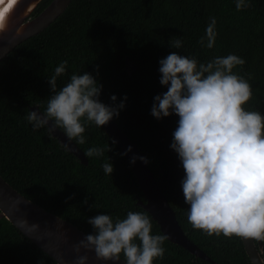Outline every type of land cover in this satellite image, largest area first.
<instances>
[{
    "label": "trees",
    "instance_id": "trees-1",
    "mask_svg": "<svg viewBox=\"0 0 264 264\" xmlns=\"http://www.w3.org/2000/svg\"><path fill=\"white\" fill-rule=\"evenodd\" d=\"M52 1L43 0L32 17ZM210 16L217 19L213 49L199 43ZM174 37L182 39L180 49L169 46ZM170 52L194 56L198 62L229 53L242 57L245 64L233 71L253 90L244 107L264 114V0H251L241 11L233 0H72L51 25L0 62V175L26 198L86 234L93 231L89 218L105 213L122 219L128 211L145 212L152 233L163 234L138 205L146 198L132 164L103 127L87 122L85 143L72 139L84 153L93 146L105 149L100 157H86L84 164L47 128L33 131L28 123L26 115L32 107L41 112L46 108L52 94L48 77L67 61L65 74L57 77V89L73 73L88 72L102 86L103 103L111 104L112 95L117 103L127 97L113 120L146 156L188 238L212 260L198 258L166 239L164 258L153 264H252L241 238L209 237L187 220L180 188L184 171L170 149L178 117L157 120L150 114L153 97L167 90L159 83L158 61ZM127 57L137 65L133 74L126 69ZM106 162L113 165L111 175L103 171ZM0 264L57 262L0 212Z\"/></svg>",
    "mask_w": 264,
    "mask_h": 264
},
{
    "label": "clouds",
    "instance_id": "clouds-1",
    "mask_svg": "<svg viewBox=\"0 0 264 264\" xmlns=\"http://www.w3.org/2000/svg\"><path fill=\"white\" fill-rule=\"evenodd\" d=\"M233 2L237 11L251 4V0ZM216 26V17L210 16L199 40L202 47H215ZM4 27L0 18V31ZM182 43L174 37L169 46L180 49ZM158 63L159 83L167 90L153 97L150 114L157 120L178 117L170 149L184 171L180 188L188 222L209 237L264 241V114L244 107L253 96L252 86L233 70L245 60L229 53L198 62L194 56L170 52ZM66 65L62 61L48 77L52 94L45 110L28 111L26 119L33 131L47 128L54 133L62 128L69 140L84 144L85 124L98 128L108 124L118 117L127 97L117 103L112 95L111 104L103 103L102 86L88 72L73 73L57 89V77L65 74ZM104 150L93 146L84 155L100 157ZM140 159L147 163L146 158ZM102 168L105 174L114 171L111 162ZM87 222L93 231L75 247L77 254L81 249L94 251L98 260L112 264L121 259L124 264H153L164 258L167 237L152 233L145 212L128 211L122 219L99 213ZM87 262V255H78L75 264Z\"/></svg>",
    "mask_w": 264,
    "mask_h": 264
},
{
    "label": "water",
    "instance_id": "water-1",
    "mask_svg": "<svg viewBox=\"0 0 264 264\" xmlns=\"http://www.w3.org/2000/svg\"><path fill=\"white\" fill-rule=\"evenodd\" d=\"M42 1L0 0V11H3L2 19L5 24L4 29L0 31V62L22 42L39 34L51 25L66 11L72 0H53L39 15L32 17L33 12ZM5 9L7 11H4ZM126 69L129 74H133L137 69V65L129 57L126 58ZM31 110L40 111L37 106L32 107ZM101 127L109 133L132 164L146 198V202L139 199L138 205L150 213L169 241L183 247L198 258L212 262L203 250L191 242L180 226L175 211L149 167L146 156L113 119ZM51 134L82 163H88L84 152L73 140H69L62 130L57 128ZM140 157L146 158L147 163L142 162ZM0 212L57 264H75L78 255H87V264H112V261L98 260L94 251L81 249L80 253L77 254L75 247L86 233L74 224L48 212L26 198L1 175ZM241 239L252 264H264L262 241H258V248L256 241ZM116 264H124L123 259Z\"/></svg>",
    "mask_w": 264,
    "mask_h": 264
},
{
    "label": "snow or ice",
    "instance_id": "snow-or-ice-1",
    "mask_svg": "<svg viewBox=\"0 0 264 264\" xmlns=\"http://www.w3.org/2000/svg\"><path fill=\"white\" fill-rule=\"evenodd\" d=\"M4 11H7V9H5ZM3 17V11H0V18Z\"/></svg>",
    "mask_w": 264,
    "mask_h": 264
}]
</instances>
